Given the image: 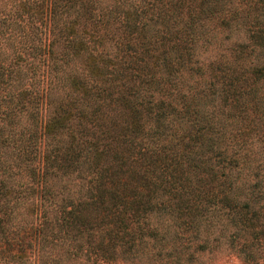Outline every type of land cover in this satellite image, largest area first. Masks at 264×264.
<instances>
[{"label":"trees","instance_id":"obj_1","mask_svg":"<svg viewBox=\"0 0 264 264\" xmlns=\"http://www.w3.org/2000/svg\"><path fill=\"white\" fill-rule=\"evenodd\" d=\"M264 264V0H0V264Z\"/></svg>","mask_w":264,"mask_h":264},{"label":"rangeland","instance_id":"obj_2","mask_svg":"<svg viewBox=\"0 0 264 264\" xmlns=\"http://www.w3.org/2000/svg\"><path fill=\"white\" fill-rule=\"evenodd\" d=\"M229 252L228 250H221L214 253L201 254L199 255V260L201 264H239V260Z\"/></svg>","mask_w":264,"mask_h":264}]
</instances>
